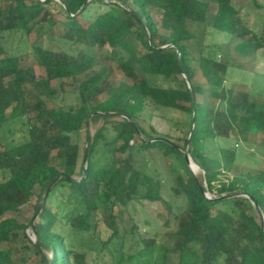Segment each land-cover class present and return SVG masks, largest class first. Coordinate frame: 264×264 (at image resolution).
<instances>
[{"label":"trees","instance_id":"1","mask_svg":"<svg viewBox=\"0 0 264 264\" xmlns=\"http://www.w3.org/2000/svg\"><path fill=\"white\" fill-rule=\"evenodd\" d=\"M212 2V28L218 34L241 41L245 47L240 52H264V36L248 26L234 0H0V131L17 121L27 129L24 144L13 149L0 144V172L10 175L0 183V264H89L85 241L102 231L107 238L97 241L98 256L107 254L112 264H150L154 256L155 264H167L170 253L178 255L179 264H264V231L250 201L205 197L243 193L264 215V172L222 180L238 158L226 147L234 137L264 134V98L226 87L229 67L219 61V45L201 43L195 51L188 46L193 40L188 25L207 26ZM150 10L161 14V29L168 36L160 35ZM39 23L62 24L69 45L109 51L126 82L105 80L96 60L85 54L34 48L44 70L38 79L19 56L6 51L3 41L29 34ZM129 39L142 47V56ZM139 73L174 86L165 89ZM199 73L204 83H196ZM68 96L74 98L72 105L66 104ZM204 99L215 105H204ZM167 111L186 117L175 124L182 130L176 144L149 125L157 113ZM96 114L122 115L135 127L127 119ZM92 116V123H104L92 137L84 171L80 137ZM208 142L225 145L219 147L221 171L205 155ZM169 143L181 151L189 146L203 184ZM136 150L156 152L171 169V193L181 202L176 211L167 205L175 229L171 251L157 243V236L146 239L132 217L131 229L119 230V210L163 201L160 181L136 169ZM28 207L31 218L21 219ZM33 224L38 247L28 235ZM46 253L52 254L50 260Z\"/></svg>","mask_w":264,"mask_h":264},{"label":"rangeland","instance_id":"2","mask_svg":"<svg viewBox=\"0 0 264 264\" xmlns=\"http://www.w3.org/2000/svg\"><path fill=\"white\" fill-rule=\"evenodd\" d=\"M234 7L240 12L242 18L246 21L248 26L258 35L264 36V0H234ZM216 13V4L212 2L210 17L207 26H200L196 24L188 25V32L192 35L193 40L188 43L192 51H195L201 43L219 45L221 48V57L219 58L222 64L229 67L226 76V87L232 90L253 94L258 97L264 98V52H256L246 49L240 52L245 45L239 40H231V38L218 34L212 28V20ZM152 19L156 22L160 35L168 36V33L161 29L162 16L155 10H150ZM67 33V29L58 24L55 28L46 26L44 24H34L30 27L29 34H18L11 37H6L3 45L9 54L19 56L21 63L25 67H30L34 70L38 79L44 78V70L39 61L33 54L34 48L51 51H66L70 54H85L96 60V70L100 74H104V79H111L113 83L126 82L125 77L116 71V63L109 60V51L99 52L95 49H90L86 46L76 45L72 46L65 42L63 37ZM133 44L135 53L138 56L144 54L142 47L132 39L128 40ZM198 71V66L194 65ZM142 80H148L155 85L161 86L165 89L174 86L173 81H167L163 78H147L142 73H139ZM197 84L204 83L200 73L198 74ZM28 91L33 93L30 87ZM68 91L67 89L65 92ZM74 98L68 96L66 99L67 105H72ZM102 102V97L99 98L92 106H97ZM61 103V102H59ZM58 103V104H59ZM264 103V100H263ZM203 104L206 106H214L215 104L209 100L204 99ZM51 102L48 103V108H53ZM186 119L185 115L179 112L167 111L164 114L157 113L152 118L149 125L159 136L170 138L171 143H178L177 140L182 137V130L178 129L175 124L180 123ZM103 120L92 123L89 121L88 127L81 134L80 145L83 151L87 147V137H94L96 132L103 126ZM144 126V125H143ZM144 127H148L145 125ZM145 128V129H146ZM23 121L10 123L0 131V144L6 145L9 149L16 148L27 141V132ZM249 134L245 133L243 137H234V141L229 146L237 152L238 158L232 170L226 174L222 180L227 181L246 174L257 175L264 172V147L261 146L264 141V134H260L255 139H252ZM146 139V137H142ZM250 140V141H249ZM238 142V143H237ZM249 142V143H248ZM219 147L225 145L216 142H208L205 149V155L209 162L216 170H220L219 162ZM135 167L143 174L160 181L163 186V201L155 204L137 203L131 206L130 209H121L119 213V230L129 231L131 229L130 218L132 217L135 223L139 226L142 235L146 239L152 240L157 236V243L164 245L168 250L174 247V240L172 233L175 231L174 225L171 222L170 212L167 205H170L174 211L181 206L179 199L172 196L171 189L174 187V178L169 168L168 163L156 152L142 153L139 150L134 151L132 155ZM192 162L199 168V174L193 175L200 183L202 182L203 172L198 163ZM8 173L0 172V183L9 180ZM36 199L32 201L35 205ZM33 211L31 207L26 208L21 215V219L31 218ZM35 222V218L33 223ZM28 235L33 241L32 232L29 231ZM107 234L102 231L100 234L93 236L92 239H86L85 244L90 248L88 254L89 264H112V260L107 254L98 256L97 241L99 239L105 241ZM47 260L52 258V254H45ZM99 258V259H98ZM157 256L149 260L150 264H155ZM14 264H20L15 262ZM132 264H137L132 263ZM167 264H179V257L177 254L170 253L168 256Z\"/></svg>","mask_w":264,"mask_h":264},{"label":"water","instance_id":"3","mask_svg":"<svg viewBox=\"0 0 264 264\" xmlns=\"http://www.w3.org/2000/svg\"><path fill=\"white\" fill-rule=\"evenodd\" d=\"M189 87V86H188ZM94 116H103V117H120V118H124V119H127L130 123H132V121L125 117V116H122V115H116V114H108V115H101V114H96ZM90 117L89 121L94 117ZM89 121L87 122V125L86 127L88 126V123ZM133 124V123H132ZM134 126V124H133ZM135 127V126H134ZM139 135H140V132H139ZM191 139V137H190ZM91 144H92V137L89 136L88 134V137H87V147H86V150H85V156H84V160H83V169L84 171L86 170V166H87V162H88V159H89V154H90V149H91ZM173 148L177 149L173 144L169 143ZM188 148L189 146L186 148L185 151H181L179 149H177L179 151V153L182 154V156L184 157L185 161H186V164L190 170V172L192 173V175H194V167H193V164H192V159L190 157V155L188 154ZM60 179H58L55 183H53L51 185V187L49 188L48 191H50L54 186L55 184L59 181ZM205 197L210 200V201H224V200H228V199H232V198H245V199H248L250 201V203L253 205V207L255 208V211L257 212L258 214V217L260 219V222H261V225H262V230L264 231V215L262 213V211L260 210V208L258 207V205H256L254 203V201L246 194H243V193H237V194H234V195H228V196H220V197H216V198H211V196L209 194H205ZM43 203L39 205L38 209H37V212H36V217H35V222L42 210V207H43ZM34 222V223H35ZM31 232H32V235H33V242L34 244L38 247V240L36 238V234H35V229H34V224L32 226V229H31Z\"/></svg>","mask_w":264,"mask_h":264},{"label":"bare ground","instance_id":"4","mask_svg":"<svg viewBox=\"0 0 264 264\" xmlns=\"http://www.w3.org/2000/svg\"><path fill=\"white\" fill-rule=\"evenodd\" d=\"M192 164H193V167H194V175L199 174V171H200L199 168L193 162H192Z\"/></svg>","mask_w":264,"mask_h":264},{"label":"built area","instance_id":"5","mask_svg":"<svg viewBox=\"0 0 264 264\" xmlns=\"http://www.w3.org/2000/svg\"><path fill=\"white\" fill-rule=\"evenodd\" d=\"M41 2H43V1H41Z\"/></svg>","mask_w":264,"mask_h":264}]
</instances>
